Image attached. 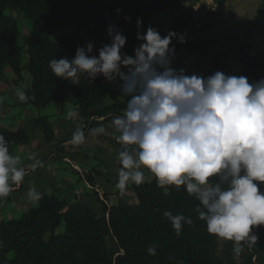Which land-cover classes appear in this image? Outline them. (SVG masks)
Masks as SVG:
<instances>
[{
    "label": "clouds",
    "instance_id": "9594fccd",
    "mask_svg": "<svg viewBox=\"0 0 264 264\" xmlns=\"http://www.w3.org/2000/svg\"><path fill=\"white\" fill-rule=\"evenodd\" d=\"M136 24L142 43L134 48V55L122 51L127 37L110 24L106 29L110 43L98 49V56L93 54L94 43L87 42L77 47L74 57L49 61L57 78L73 84H79L82 76L91 81L103 76L110 83L119 79L120 91L128 98L122 114L112 118L114 132L101 123L86 134L81 125L70 143L78 147L90 138L112 136L121 146L118 190L144 183L145 170L165 192L184 186L199 201L195 211L207 232L233 241V251L239 255L244 244L256 245L253 229L264 226V78L250 83L245 76L221 71L207 77L186 74L185 69L172 67L175 46L170 47L174 38L185 43V35L170 30L162 36L151 25L141 32L142 18ZM16 96L21 102L29 99L21 88ZM9 145L0 134V201L27 174L22 157L13 154ZM29 159L32 170L42 166L35 154ZM43 195L35 185L27 192L33 204ZM163 216L177 236L185 224H193L183 214L166 210ZM147 252L156 255V246H149Z\"/></svg>",
    "mask_w": 264,
    "mask_h": 264
},
{
    "label": "trees",
    "instance_id": "16d2710c",
    "mask_svg": "<svg viewBox=\"0 0 264 264\" xmlns=\"http://www.w3.org/2000/svg\"><path fill=\"white\" fill-rule=\"evenodd\" d=\"M191 0H0V81L5 78L8 68L14 74L15 83L21 80V46L17 44L18 28L7 9L20 10L32 23L30 41L27 45V70L31 76V88L25 93L26 103L40 108L52 102L63 104L71 100L87 117L100 116L108 119L114 110L125 108V102H115L111 106L97 107L108 96L116 100L120 95L117 79L108 82L103 76L89 80L80 78L79 84L57 78L49 67L53 58H72L78 46L94 43L93 54L110 43L106 31L112 24L127 37L122 49L134 55L137 41L138 18H142L141 32L152 23L150 16L165 9L177 10ZM218 3L221 0H217ZM119 8L122 11L117 12ZM131 17L130 21L124 19ZM178 30L188 26L191 14L178 15ZM214 20V14L207 11L203 27ZM64 26L73 31L61 35L57 40L50 34ZM209 41L172 40L175 52L179 48L203 53ZM239 76L253 79L264 78V52L252 56L241 49L236 54ZM97 107V108H96ZM43 132L46 141L52 138V127L47 118L34 121ZM0 134L10 142V151L18 145L29 143L31 133L19 127L12 130L0 127ZM136 202L126 203L122 199L104 208V214L96 212L84 203L67 207L65 200L55 195H43L38 204L31 206L18 217L0 221V264H235L232 258L233 241L209 234L204 221L197 218L195 209L199 201L190 196L184 186L180 189L169 187L168 191L157 186L154 177L139 186L131 184ZM173 215L183 214L193 219L192 225L185 224L179 236L170 221L163 216L164 211ZM108 218H107V217ZM63 222L64 231L54 230ZM258 236L256 245L249 248L244 264H263L264 226L253 229ZM50 232L48 237L45 234ZM115 241V249L110 250L107 237ZM243 243V242H242ZM156 246V255H149L147 248ZM255 261L252 262V258Z\"/></svg>",
    "mask_w": 264,
    "mask_h": 264
},
{
    "label": "rangeland",
    "instance_id": "374dc122",
    "mask_svg": "<svg viewBox=\"0 0 264 264\" xmlns=\"http://www.w3.org/2000/svg\"><path fill=\"white\" fill-rule=\"evenodd\" d=\"M212 1L217 3V0ZM211 3V0H191L185 2L177 10L165 9L151 15L150 21L160 24V34L162 36L167 35L171 30L184 34L186 42H203V18L206 12L211 10L206 9L207 4ZM6 13L13 16L17 23V44L21 46L23 70L21 80L18 83H15L14 74L8 68L4 72L5 78L0 81V96L4 97L3 104H0V127L12 130L19 127L25 128L31 133V138L28 144L19 149V155L23 161L22 166L26 168L27 174L23 183L15 188L9 197L0 201V221L18 217L31 206L36 205L27 198L28 189L32 185H35L44 195L54 193L63 198L67 207L84 203L90 206L98 216L104 214V208L108 207L110 203H116L121 199L126 203H135L136 198L130 193L123 194L128 191L127 189L131 191V184L128 186L130 188L127 187L124 192L115 187L118 179L117 173L121 167L118 159L121 146L112 136L101 135L90 138L86 145L78 147L71 145L70 142L67 143L68 145L62 144L66 140H71L73 132L81 125H85L84 131L86 134L88 129L97 127L100 123L105 126L109 133L114 132L111 127L112 118L121 115L123 109L114 110L111 117L104 120V117L100 116H85L71 100L63 104L52 102L40 108L19 101L16 96V89L21 88L27 91L31 88L32 80L27 70L28 55L26 49L30 41L32 23L20 10L7 9ZM182 13L191 14V22L188 26L174 30L178 15ZM72 31L71 26H64L52 32L50 39L55 41L61 35ZM175 41L178 42L177 39ZM140 43L142 41H137L135 47L139 46ZM225 55L226 52L223 53V57L229 58ZM233 65L238 69L236 59H234ZM172 67L176 69L183 68L186 74L189 75L192 73L203 75V53L197 50L187 51L181 47L175 52ZM249 82L254 83L255 81L250 79ZM120 84L121 81L119 80ZM127 99L121 92L116 100L108 96L104 97L97 107L111 106L115 102L126 103ZM69 111L73 113L71 117L68 116ZM41 117L47 118L52 127L53 136L49 141L45 140L43 132L34 124V121ZM13 150L14 148L12 152ZM32 154H35L36 158L42 163V166L37 167L35 170H32L33 161L29 159ZM62 231H64L63 222L56 227L54 232ZM49 234L50 232H47L45 238ZM224 241L225 239L219 237L221 244ZM107 244L110 250L115 249V241L110 235L107 237ZM248 253L249 250L244 246L239 255L232 250L234 263L244 264ZM255 260V257H253L252 262ZM261 261L264 264L263 253Z\"/></svg>",
    "mask_w": 264,
    "mask_h": 264
},
{
    "label": "crops",
    "instance_id": "0c3cea01",
    "mask_svg": "<svg viewBox=\"0 0 264 264\" xmlns=\"http://www.w3.org/2000/svg\"><path fill=\"white\" fill-rule=\"evenodd\" d=\"M211 2L213 6L207 4L206 9H211L208 11L213 12L214 20L203 27V41H209L203 52V76L216 71L239 76V65L238 69L233 65L237 52L244 49L252 56L264 52V0ZM224 52L229 58L223 57ZM69 142L66 140L62 144L68 145ZM21 147L24 145L16 146L13 154L19 155ZM145 173V181L151 180L152 174L147 170ZM127 190L123 194L130 193L135 197L133 192Z\"/></svg>",
    "mask_w": 264,
    "mask_h": 264
}]
</instances>
